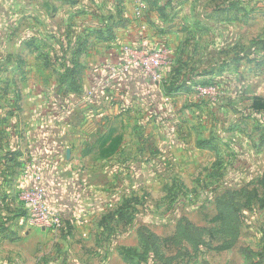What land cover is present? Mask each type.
Wrapping results in <instances>:
<instances>
[{
  "label": "crops",
  "instance_id": "1",
  "mask_svg": "<svg viewBox=\"0 0 264 264\" xmlns=\"http://www.w3.org/2000/svg\"><path fill=\"white\" fill-rule=\"evenodd\" d=\"M170 1L87 0L63 5L56 11L62 16L60 25L50 22L43 29L50 35L54 32L61 35L58 38L67 47L65 55L71 58L74 48L84 43L77 58L82 66L77 79L79 90L65 97L57 94L65 90L64 85L51 84V87L40 83L25 87L22 111L8 120V127L0 133V141L9 145L6 152L0 148V168L5 170L0 183L26 188L31 183L30 177L38 173L47 191L48 205L59 211L63 219L68 220L73 214L84 219L97 210V199H91L89 183H98L101 174L108 183H133L126 176L131 170L130 157L151 155L154 169L162 171L169 167L175 173L182 167L187 173L202 170V183H221L232 189L234 197L255 190L251 206L256 213L252 217L264 229V39L243 47L237 42L230 46L222 38L223 48L217 49L214 62L205 59L200 63L202 69L198 63L184 67L177 55L175 61L172 56L161 76L175 77V71L180 69L179 79L186 81L188 88L175 94H167L168 85L149 79L136 67L125 73H112V68L128 57L124 47L164 44L161 35L151 32L150 27L162 24L161 13L173 8ZM139 2L144 5L140 15ZM75 13L82 15L66 21V15ZM33 29L28 31L29 40L35 36ZM107 29L111 32H105ZM19 44L26 50L28 60L48 56L55 59L44 49L36 51L27 48V43ZM37 67H41L38 62L28 67L30 75ZM209 82H216L223 96L217 103L201 105L195 99L194 86ZM54 90L57 100L50 102L47 95ZM139 108L148 116L136 114ZM77 114L80 116L78 135L71 141L70 128ZM130 121L141 124L142 130L149 123L156 127L152 134L134 139ZM117 123L125 125L120 133L113 128ZM96 126L99 131L93 137L90 131ZM112 140L118 141L116 150L101 158V151ZM90 156L98 160L93 171L85 164ZM117 157H123L120 164ZM107 160H111L110 165L102 170L101 164ZM136 163L138 183H144L145 165ZM20 223L23 224L22 218ZM240 233L238 228L237 239L226 250L235 247ZM260 248L261 264H264V245Z\"/></svg>",
  "mask_w": 264,
  "mask_h": 264
},
{
  "label": "rangeland",
  "instance_id": "2",
  "mask_svg": "<svg viewBox=\"0 0 264 264\" xmlns=\"http://www.w3.org/2000/svg\"><path fill=\"white\" fill-rule=\"evenodd\" d=\"M84 1L87 2L0 0V133L8 127L7 121L22 111L20 106L26 86L60 84L65 90L57 94L75 95L70 89L69 78H65V83L60 80L64 69L71 66L69 54L65 55L67 47L59 40L61 35L56 32L50 35L43 26L62 21L61 14L56 11L63 5ZM170 3L173 8L161 14L162 24L150 27L151 32L161 35L164 44H143L139 48L126 46L135 50V58L140 57L144 49L161 47L171 50L174 61L177 55L182 66L198 63L202 69L200 63L205 59L214 62L217 49L223 48L222 38H226L230 46L237 42L243 47L264 39V0H171ZM231 6L235 8L226 10ZM81 15L68 14L66 21ZM31 28H34L35 36L29 40ZM19 42L27 43V48L36 51L44 49L55 59L48 56L28 60L26 50ZM37 62L41 67L34 68V74L30 75L31 68L28 67L36 66ZM245 67L249 69L248 64ZM172 75L161 76L159 82L169 85ZM208 84L218 87L217 101L220 100L223 96L221 87L216 82ZM37 93L42 95L43 92L38 90ZM57 94L55 90L50 91L47 100H57ZM210 98L200 97L195 92V99L200 100L201 105L217 103L211 102ZM135 113L146 114L140 108ZM79 114L73 116L71 141L78 135ZM124 126L113 124L119 133ZM142 127L130 121L129 129L134 139L152 134L156 126L149 123L145 130ZM98 129L96 126L90 131L93 137ZM8 147V142L0 141L4 152ZM121 158L117 157L118 164ZM153 158L151 155L130 157L131 170L126 176L133 183H108L101 174L98 183H89L91 199H97V210L84 219L73 214L70 219H63L57 229L43 230L21 224L20 218L25 212L18 193L23 188H16L15 183H0V264H256L255 261L261 264L264 229L252 217L256 211L251 206L253 199H247L248 192L232 198L231 188L221 183H202L204 171L187 173L183 167L177 173L169 167L158 171L154 169ZM203 158L207 157L200 159ZM87 159L85 164L93 171L97 157ZM110 161L101 164L100 168H107ZM136 161L145 165L144 183H138ZM4 173L5 170L0 168V177L4 178ZM177 175L180 177L176 178ZM222 201L228 204L225 214L218 208ZM103 202L106 204L102 205ZM234 207L239 208L241 215L236 221L233 220ZM237 225L241 228L240 236L235 247L226 250L225 244L231 242L230 236ZM216 231L222 234H216ZM145 235L154 241L157 253L145 245ZM146 248L148 250L144 252ZM125 256L130 260H125Z\"/></svg>",
  "mask_w": 264,
  "mask_h": 264
},
{
  "label": "built area",
  "instance_id": "3",
  "mask_svg": "<svg viewBox=\"0 0 264 264\" xmlns=\"http://www.w3.org/2000/svg\"><path fill=\"white\" fill-rule=\"evenodd\" d=\"M144 9L142 3H138L137 13L140 15ZM123 51L127 54L124 62L117 63L112 68V73L128 72L131 68L136 67L140 72L151 80L159 81L161 71L167 67L172 58V52L166 48L144 49L141 56L135 58L132 50L124 47ZM195 92L200 97L211 96L210 101L216 102L219 96V89L212 85H197L194 87ZM31 183L28 187L21 189L18 193V199L23 205L24 217L22 218L25 226H35L45 229H57L62 225L63 217L59 211L50 207L46 201L47 191L42 177L34 173L31 177Z\"/></svg>",
  "mask_w": 264,
  "mask_h": 264
},
{
  "label": "trees",
  "instance_id": "4",
  "mask_svg": "<svg viewBox=\"0 0 264 264\" xmlns=\"http://www.w3.org/2000/svg\"><path fill=\"white\" fill-rule=\"evenodd\" d=\"M105 32L110 33L111 31H110V29H107V30H105ZM83 46H84V43H80V44H78V46H76V48H74L73 52H71V58H70L71 66L65 68L63 71V74L60 76V80L62 81V83L66 82L65 78H69L70 89L72 92H77L79 90L78 85H77V79H78V76H79V73L81 71L82 66L78 62L77 58L81 54V52L83 51L82 50ZM179 72H180V69H177L175 71V77L172 78V82L165 88L167 94H175V93L180 92V91H187L188 90V88L186 87V81H180V79H179L180 77L178 76ZM199 84L200 85H209L208 83H196L195 86H197ZM117 142H118L117 140H112V142L107 146V148L104 149L103 151H101V154H100L101 158H105V157L110 156L116 150ZM254 195H256L255 190L248 192L247 199H253L252 196H254ZM231 196H232V198H234L233 195H231ZM229 200H232V199H229ZM226 202L228 204H231L228 200ZM228 204H226L222 201V203L219 204L220 206L218 205L219 212H222L225 214V212L228 211L226 208V206H228ZM232 205H236L233 203V200H232ZM237 205L239 206V204H237ZM233 212H234V216H233L234 219L233 220L234 221H236V219L239 220V213H240L239 208L234 207ZM237 229H238V225H237V228L235 227V229H233L232 236L229 235L231 238V242L225 244L226 249L230 248L232 246V244H233L232 241H234L235 238L237 237V235H236ZM215 233L216 234H222L220 231H216ZM223 235H225V234H223ZM144 238L147 241V243L145 245L148 247L151 246L153 248L154 252L157 253V247L155 246L154 241L147 235H145ZM147 250L148 249L146 248L144 252H147ZM127 252H129V251H127ZM124 258L127 261L130 260L129 257L125 256Z\"/></svg>",
  "mask_w": 264,
  "mask_h": 264
}]
</instances>
